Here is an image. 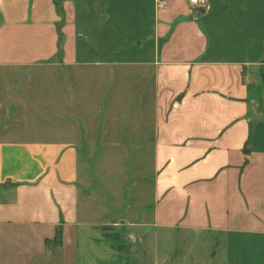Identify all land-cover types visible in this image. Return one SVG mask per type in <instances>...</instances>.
Wrapping results in <instances>:
<instances>
[{"label":"crops","instance_id":"1","mask_svg":"<svg viewBox=\"0 0 264 264\" xmlns=\"http://www.w3.org/2000/svg\"><path fill=\"white\" fill-rule=\"evenodd\" d=\"M195 233L264 264V0H0V264H165Z\"/></svg>","mask_w":264,"mask_h":264},{"label":"rangeland","instance_id":"2","mask_svg":"<svg viewBox=\"0 0 264 264\" xmlns=\"http://www.w3.org/2000/svg\"><path fill=\"white\" fill-rule=\"evenodd\" d=\"M145 107L146 106L144 105L143 108ZM149 111L150 109L149 110L144 109L145 122H143V124L147 126V128H150V124H151V120H149L150 116L149 114H147ZM150 149H151L150 147L144 146L141 152L139 153V155H137V157L141 159L142 173L144 175L150 174V166H151ZM99 150H100V155H103L106 158L108 157L118 158V156L124 157V151L122 150V148L103 147V148H99ZM130 158H131V154H130ZM111 165H113L112 167H116L117 164H111ZM111 169H114V168H111ZM116 196L119 198L118 195ZM120 198L124 199L126 202L130 201L129 194H125L123 196L120 195ZM112 200L113 201L109 204L111 206L112 216L117 217L123 208V202L117 201L114 196ZM199 236L200 235L196 233L191 235L189 242L186 244L181 243L178 238H175L174 244H173V247L176 248L175 252L173 253L171 252L168 254L170 258H168V261L166 260L165 264H224L222 245H217V247L214 246L216 247L215 249L216 255L210 262V260H206L205 258L206 257L205 250L206 248H211L212 246L209 242H203L202 240H199ZM196 238H198L197 242H195ZM54 245L55 243H53L52 246ZM52 246H50V248H52ZM137 253L140 255L142 264H154V261L150 257L147 256L145 249L143 248V244L140 242L137 245ZM37 264H58V262L57 260H55L54 262H51L50 258L47 256V257L40 259L37 262Z\"/></svg>","mask_w":264,"mask_h":264},{"label":"built area","instance_id":"3","mask_svg":"<svg viewBox=\"0 0 264 264\" xmlns=\"http://www.w3.org/2000/svg\"><path fill=\"white\" fill-rule=\"evenodd\" d=\"M188 3L202 9L209 6V0H188Z\"/></svg>","mask_w":264,"mask_h":264},{"label":"trees","instance_id":"4","mask_svg":"<svg viewBox=\"0 0 264 264\" xmlns=\"http://www.w3.org/2000/svg\"><path fill=\"white\" fill-rule=\"evenodd\" d=\"M47 243H49V242H47ZM47 243H46V245H47ZM52 243H55L56 246L59 245V243H60V233H59V231L57 232L56 238L52 241Z\"/></svg>","mask_w":264,"mask_h":264},{"label":"water","instance_id":"5","mask_svg":"<svg viewBox=\"0 0 264 264\" xmlns=\"http://www.w3.org/2000/svg\"><path fill=\"white\" fill-rule=\"evenodd\" d=\"M130 238H131V240H135V238H134V236L133 235H130Z\"/></svg>","mask_w":264,"mask_h":264}]
</instances>
